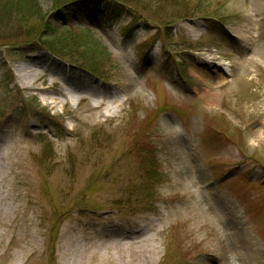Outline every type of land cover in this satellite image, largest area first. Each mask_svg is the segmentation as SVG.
<instances>
[{"label": "rangeland", "instance_id": "1", "mask_svg": "<svg viewBox=\"0 0 264 264\" xmlns=\"http://www.w3.org/2000/svg\"><path fill=\"white\" fill-rule=\"evenodd\" d=\"M103 2L29 0L20 31L0 13V136L27 141L35 174L5 186L0 264H80L83 229L143 226L158 230L154 264H245L220 247L230 219L264 264V71L250 61L264 59V0ZM51 82L74 102L48 104L37 87Z\"/></svg>", "mask_w": 264, "mask_h": 264}, {"label": "bare ground", "instance_id": "2", "mask_svg": "<svg viewBox=\"0 0 264 264\" xmlns=\"http://www.w3.org/2000/svg\"><path fill=\"white\" fill-rule=\"evenodd\" d=\"M242 37L245 38L244 36ZM250 59L251 62L252 60L258 61V64L264 67V59L260 58L258 55H254L250 57ZM29 64L30 62L25 63L24 61H20L18 67L15 70L20 83L28 87L31 85V82L29 81L31 78H29V76L34 73L32 68H28ZM223 66L225 67V70L221 69L223 72H233L234 65L232 67L230 63H225ZM211 73H213V71ZM211 73L209 71H201L199 76L205 80L207 79L205 76H210ZM20 77L22 78L19 79ZM52 82L48 86L37 87L38 90L45 92V99L48 104L54 103L55 100H57V96L62 95H66V98L69 102H74L73 95L70 92H68L65 88H60L59 92H56V90L53 89L54 84H52ZM27 83L28 85H26ZM3 133L4 136H0V141L3 139H9L13 142V145L10 147L0 146V213H8L9 209H4V207H6L5 201L10 198V191L7 187H5L9 185V177L12 174H15L17 169L22 167H24L25 171L27 172L30 181H34L35 174L32 171L30 164H26V162H24L25 154L28 153L26 150L27 141H25V139H23L21 136L16 135L13 130H7ZM199 171L200 170H197V172ZM200 181L201 180L199 179V182ZM14 200L17 201L18 199ZM3 220L4 217L2 218L0 215V227L5 225ZM146 228V226H143L136 231H123L120 227H113L104 233H100V240H94V238L90 237L92 232H88L89 230L83 229L81 231L80 237L83 238L84 241L88 242V245L90 246L82 251L81 261L79 260L80 264H118V260H121V262L124 261V264H127V261L125 260V258L128 256L127 252L138 254L144 264H154L156 262L157 255L159 254V248L156 243L158 240V230L154 229L153 232L144 234ZM227 229L229 231L228 238L226 241H219L222 251L228 256H236V254H239L242 256L243 262L245 264H254L253 258L249 257H253L254 255L253 248L251 244H248L247 247L243 245L242 241L245 239V236L241 231L238 230L237 222L233 219H230L229 227H227ZM138 234L141 235L138 236ZM6 235V233L0 234V246L2 245ZM18 241L19 238H16L15 234H11L9 242L15 245ZM215 254L217 253L215 252ZM215 254L212 253L210 255L217 258V255ZM115 261L118 262L115 263ZM202 264L210 263L206 260L202 261Z\"/></svg>", "mask_w": 264, "mask_h": 264}, {"label": "trees", "instance_id": "3", "mask_svg": "<svg viewBox=\"0 0 264 264\" xmlns=\"http://www.w3.org/2000/svg\"><path fill=\"white\" fill-rule=\"evenodd\" d=\"M57 2V4H63L61 6H72L73 2L77 1V0H54ZM104 2V7L108 8L107 10H112L114 8L117 7V5H123V1L125 2L126 0H103ZM117 1V3L115 2ZM99 2V1H98ZM3 3V4H2ZM2 6L0 8V13L2 15L1 19L3 18V14H5L7 16V12H12L13 14L15 15H18L19 17V20L15 19L13 21L14 22H17V25L19 26V31L20 30H24L25 29V23L27 21H29L31 19V12H32V8L31 6L29 5V0H2ZM101 3V2H100ZM114 4H117V5H114ZM60 6V7H61ZM0 22L2 23V20H0ZM1 23H0V26H1ZM24 24V26H22ZM79 39L77 36L74 38V40H77ZM86 41H84V45L88 46V44L90 45H95L98 47L97 44H95L94 42H92L91 39H89V37H87L85 39ZM79 41V40H78ZM83 42V41H82Z\"/></svg>", "mask_w": 264, "mask_h": 264}]
</instances>
